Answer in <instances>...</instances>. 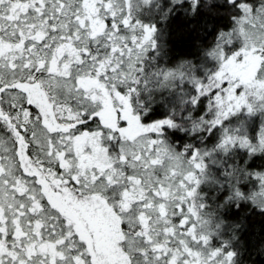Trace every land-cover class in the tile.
I'll return each mask as SVG.
<instances>
[{
	"label": "snow or ice",
	"instance_id": "6c2138e0",
	"mask_svg": "<svg viewBox=\"0 0 264 264\" xmlns=\"http://www.w3.org/2000/svg\"><path fill=\"white\" fill-rule=\"evenodd\" d=\"M253 216L264 0H0V264H252Z\"/></svg>",
	"mask_w": 264,
	"mask_h": 264
},
{
	"label": "trees",
	"instance_id": "16d2710c",
	"mask_svg": "<svg viewBox=\"0 0 264 264\" xmlns=\"http://www.w3.org/2000/svg\"><path fill=\"white\" fill-rule=\"evenodd\" d=\"M249 238L254 245L251 252L252 264H264V258L259 255V249L264 247V218L258 216L251 218Z\"/></svg>",
	"mask_w": 264,
	"mask_h": 264
}]
</instances>
